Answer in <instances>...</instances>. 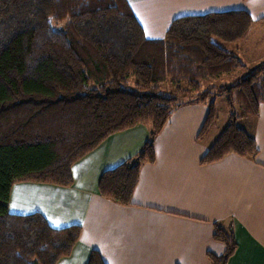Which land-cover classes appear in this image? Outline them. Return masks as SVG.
<instances>
[{
	"label": "trees",
	"instance_id": "1",
	"mask_svg": "<svg viewBox=\"0 0 264 264\" xmlns=\"http://www.w3.org/2000/svg\"><path fill=\"white\" fill-rule=\"evenodd\" d=\"M253 22L242 9L185 15L154 39L127 0H0V264H56L82 231L53 228L40 213H10L15 183L70 186L75 162L110 135L145 125L150 135L139 153L98 184L104 198L132 205L141 166L154 162L155 139L186 98L208 103L200 136L216 124L211 96L227 101L228 122L202 162L255 157L256 140L239 122L264 103V64L229 86L201 84L243 67L214 38L245 39ZM167 80L172 95L159 93ZM213 236L225 249L208 257L226 264L237 249L234 231L215 224ZM87 264L106 262L92 250Z\"/></svg>",
	"mask_w": 264,
	"mask_h": 264
},
{
	"label": "crops",
	"instance_id": "2",
	"mask_svg": "<svg viewBox=\"0 0 264 264\" xmlns=\"http://www.w3.org/2000/svg\"><path fill=\"white\" fill-rule=\"evenodd\" d=\"M127 1L154 39L163 38L181 16L238 9L250 13L254 22L247 37L223 45L243 64L232 72L239 75L224 74L209 85H232L264 64V0ZM208 109V103L188 98L172 113L155 139L154 162L141 166L132 205L104 198L98 184L103 172L139 153L150 135L145 125L110 135L75 162L70 186L15 183L10 213H40L53 228L81 226L71 254L56 264H87L92 250L106 264H212L208 254L225 249L214 239L215 224L234 231L237 249L226 264H264V103L257 117L239 122L253 134L256 156L230 153L204 163L202 157L228 122H217L200 136Z\"/></svg>",
	"mask_w": 264,
	"mask_h": 264
},
{
	"label": "rangeland",
	"instance_id": "3",
	"mask_svg": "<svg viewBox=\"0 0 264 264\" xmlns=\"http://www.w3.org/2000/svg\"><path fill=\"white\" fill-rule=\"evenodd\" d=\"M214 41L216 43L220 44L221 46L226 44L225 42H222L218 38H214ZM263 63H264V61H263ZM238 69H240V68H238ZM242 73H246V72L242 71ZM237 74L239 75L238 72L232 73L230 75H226V77H223V78H232V77L234 78ZM237 79L234 81H237ZM213 83H219V82L216 79H206V80L201 81L203 88L210 86L209 84H213ZM135 84H136L135 77H130L128 79V86L130 88H133V87H135ZM159 93L163 94V95H172L173 94L172 83L169 80H167L166 82L161 84L160 89H159ZM213 97L215 99V104H216V115H217L216 123L219 122L218 124L220 126H222V125H224L225 121H227V119H229V111H228V107H227V101H226V98L224 96L216 98L215 94H213L211 96V98H213ZM186 99H188V98H186Z\"/></svg>",
	"mask_w": 264,
	"mask_h": 264
},
{
	"label": "snow or ice",
	"instance_id": "4",
	"mask_svg": "<svg viewBox=\"0 0 264 264\" xmlns=\"http://www.w3.org/2000/svg\"><path fill=\"white\" fill-rule=\"evenodd\" d=\"M13 207H15V206H13Z\"/></svg>",
	"mask_w": 264,
	"mask_h": 264
}]
</instances>
